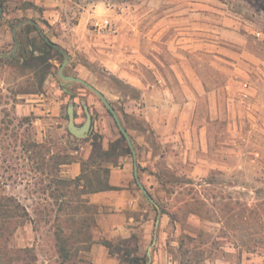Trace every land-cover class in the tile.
Masks as SVG:
<instances>
[{
	"label": "rangeland",
	"instance_id": "rangeland-1",
	"mask_svg": "<svg viewBox=\"0 0 264 264\" xmlns=\"http://www.w3.org/2000/svg\"><path fill=\"white\" fill-rule=\"evenodd\" d=\"M1 2L0 195L15 196L29 213L9 248H29L34 259L27 264H94L86 252L106 239L97 232V221L90 223L91 243L72 247L70 257L61 251L71 246L61 243L60 235L66 238L71 231L73 207L57 200L61 191L53 180L74 178L69 165L89 158L94 134L116 139L121 131L96 92L61 77L63 54H48L42 65L50 64L48 73L28 65L32 56L42 55L33 45L38 32L24 29L25 55L6 59L18 53V30L29 23L17 29L16 37L15 28L34 19L70 55L63 73L98 88L131 139L144 135L150 142L144 145L147 157L138 174L156 208V228L144 247L151 252V264H264V0ZM104 16L122 25L119 36L92 30L93 21ZM171 16L187 26L184 35L174 32L188 39L189 46L180 48L188 59L182 66L186 78L167 81L185 109L179 135L167 134L171 141L162 143L144 117L147 101L135 81L119 76V68L140 69L148 86L152 69L143 62L132 66L136 34L130 26L148 31ZM167 51L168 58H180ZM111 58L118 69L107 65ZM70 104L79 126L86 122L88 105L93 124L87 137L69 131ZM162 112L164 123L176 111ZM126 156L133 160V151ZM63 157L71 162L59 167L56 160ZM109 166L103 163V176ZM98 213L92 206L90 216L97 220ZM141 237L113 242L135 248Z\"/></svg>",
	"mask_w": 264,
	"mask_h": 264
},
{
	"label": "crops",
	"instance_id": "crops-1",
	"mask_svg": "<svg viewBox=\"0 0 264 264\" xmlns=\"http://www.w3.org/2000/svg\"><path fill=\"white\" fill-rule=\"evenodd\" d=\"M102 18L110 17L104 16ZM98 19V18H97ZM175 17H164L162 21L151 25L148 31L141 29L140 25L130 26L136 34V63L132 66L139 65L140 63H147L149 68L152 69V81L146 85V76L140 70L136 69H122L115 59L111 58L109 63L110 69L120 70L119 76L129 77L133 81V86L140 90L141 95L146 102L144 117L150 123V127L160 135L162 143H168L170 135H179L180 117L185 109L180 100L176 98L177 90L168 85L167 81L172 77H177L183 80L186 74L183 65L187 63V56L180 49L188 47V39L185 36L179 37L175 35V31L179 30L181 34H185L187 26L184 23H179ZM114 21V20H113ZM118 31L114 34L107 36H119L122 33L121 26L116 22ZM124 29V28H123ZM167 48L176 56L180 58H168ZM162 50H165V59L162 58ZM113 56V55H111ZM133 56V55H132ZM184 57V58H183ZM169 60V61H168ZM112 63V64H110ZM166 67L164 69L163 67ZM169 69V70H167ZM173 69V72L171 71ZM116 71V70H115ZM174 73V74H173ZM164 81V82H162ZM163 83H166L164 85ZM167 95V96H165ZM165 96V97H164ZM187 103H185L186 105ZM172 110V114L167 115V120L164 123L161 121L162 111ZM179 120V122H178ZM177 131V132H176ZM169 134V136L167 135ZM113 138L104 137L103 145L105 148L109 147ZM133 141V140H132ZM136 146L138 156V168L144 165L143 161L148 152L144 145L150 147V142L146 136L142 135L136 137L133 142ZM144 148V149H142ZM67 172L71 177H76L81 173L80 163L69 165ZM134 159L131 160L127 156L122 158V161L117 166H112L109 173V183L117 189L105 190L96 193L88 194L87 197L91 204L96 206L99 210L97 214V232L108 240L116 239H130L135 234L141 237L138 242V254L148 255V263L151 264L153 258L150 251L145 252V244L152 237L154 227L156 228L155 219V204L151 201L145 192L146 186L134 181ZM154 209V210H153ZM92 256L94 264H120V259L117 255L110 253L107 247L100 242L94 244L90 251L86 252Z\"/></svg>",
	"mask_w": 264,
	"mask_h": 264
},
{
	"label": "trees",
	"instance_id": "trees-1",
	"mask_svg": "<svg viewBox=\"0 0 264 264\" xmlns=\"http://www.w3.org/2000/svg\"><path fill=\"white\" fill-rule=\"evenodd\" d=\"M26 28L38 32V42L35 41L33 45L35 50L42 53L41 56H32L30 58L31 61L28 60L27 63L30 67H41L42 72L48 73L51 67L50 64H45L44 68L42 67L49 58L48 54L53 51L61 55L62 53L46 42L38 31V28L32 23L26 24L18 30V53L6 59L13 60L19 55H25L27 45L21 39V32ZM131 154L132 149L129 146L125 135L121 131L120 136L111 141L108 148H105L103 145V135L96 133L92 137V151L89 158L81 161V173L75 178L65 179L57 177L53 180L57 185L58 190L61 191L60 195L55 196L58 198L57 200L63 203L68 202L73 207V212L71 213L73 216V218H71V231L66 238L60 235V239L62 240L61 243L64 245H67V243L69 246L71 245L70 248H66L65 246H62L61 248L62 253H64L66 257L71 256V248L78 247L76 246L77 244L84 245L92 242L89 228L91 220L95 222L96 218L90 216V210L92 206H95L90 203L87 195L100 191L117 189V187L112 186L109 183L110 166L104 168L103 171L105 176L102 175L101 168L103 163L107 162L111 163L113 166H117L120 157ZM70 162L71 160H68L65 157L56 160V164L59 165V167L60 165ZM67 197L70 198L67 199ZM81 213L82 215L78 217ZM28 215L29 213L25 206L18 201L15 196L0 195V259L4 264H27L29 259H34L31 258L32 253L29 248L11 249L8 247L11 236L22 224V220L28 217ZM132 238H134V236ZM98 242L107 247L111 254L117 255L120 259V264L148 263V255L146 253L143 255L137 253L138 244H136L135 248H132L124 245L122 241H120L119 244H115L112 240L108 239H102ZM88 247L89 246H86L85 249H89ZM78 249L81 250L80 248Z\"/></svg>",
	"mask_w": 264,
	"mask_h": 264
},
{
	"label": "water",
	"instance_id": "water-1",
	"mask_svg": "<svg viewBox=\"0 0 264 264\" xmlns=\"http://www.w3.org/2000/svg\"><path fill=\"white\" fill-rule=\"evenodd\" d=\"M2 16H3V6H2V2L0 0V25H1ZM26 23L34 24L38 28V31L43 36V38L46 40V42H48L49 44H51L52 46L57 48L64 55L65 61H64L63 65H62V67L60 68V71H59V74L61 75V77L64 78L65 80H67V81L80 82V83L86 85L87 87H89L90 89H92L94 92H96L100 96V98L102 99L104 104L107 106V108L113 114V116L116 119L117 124H118L121 132L125 135L128 144L132 148L133 156H134V163H135V169L134 170H135L136 178H137L138 182L141 183L140 178H139V174H138V156H137V151L135 149L134 143H133L128 131L126 130V128L122 124V122H121L117 112L115 111L112 103L104 96V94L98 88H96L94 85L89 83L87 80H85V79H83L81 77H78V76L65 75L63 73L65 65L70 61V55L68 54V52L65 49L61 48L57 43H55L53 40H51L46 35V33L44 32V30L42 29V27L40 26V24H39V22L37 20L27 19V20H24V21L20 22L18 24V26L14 30V36L15 37H16L17 29L20 26H22V25H24ZM17 46H18V43L16 42L15 50L17 49ZM0 55L2 56V54H0ZM84 107H85V111H86V114H87V119H86V122L82 126H79L75 122V106H74V104H70L68 106V114H69L68 129L74 136L79 137V138L87 137L90 134L91 130H92V124H93V117H92V114H91V112H90V110L88 108V105L85 104ZM145 192L148 195V197L151 199V201L153 203H155L154 200L152 199V197H150V195L148 194V191H147L146 188H145ZM154 243L155 242H153V244Z\"/></svg>",
	"mask_w": 264,
	"mask_h": 264
},
{
	"label": "built area",
	"instance_id": "built-area-1",
	"mask_svg": "<svg viewBox=\"0 0 264 264\" xmlns=\"http://www.w3.org/2000/svg\"><path fill=\"white\" fill-rule=\"evenodd\" d=\"M94 32L100 34H114L118 31V26L115 21L108 18H100L93 21Z\"/></svg>",
	"mask_w": 264,
	"mask_h": 264
}]
</instances>
